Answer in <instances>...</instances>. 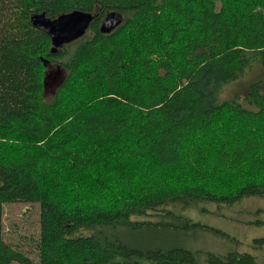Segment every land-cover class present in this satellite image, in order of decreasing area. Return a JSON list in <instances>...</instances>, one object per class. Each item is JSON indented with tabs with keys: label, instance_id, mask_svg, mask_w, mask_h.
I'll return each instance as SVG.
<instances>
[{
	"label": "trees",
	"instance_id": "trees-1",
	"mask_svg": "<svg viewBox=\"0 0 264 264\" xmlns=\"http://www.w3.org/2000/svg\"><path fill=\"white\" fill-rule=\"evenodd\" d=\"M75 10L90 29L52 53L32 16ZM45 62L66 74L51 101ZM252 197L264 198V0H0V264H257L186 241L229 237L186 211ZM15 203L39 205L34 256L5 231Z\"/></svg>",
	"mask_w": 264,
	"mask_h": 264
},
{
	"label": "rangeland",
	"instance_id": "rangeland-1",
	"mask_svg": "<svg viewBox=\"0 0 264 264\" xmlns=\"http://www.w3.org/2000/svg\"><path fill=\"white\" fill-rule=\"evenodd\" d=\"M45 65V98L51 101L66 74L58 66L48 62H45ZM248 79L227 88L222 98L226 99L236 92L242 95ZM185 214L195 222L220 230L229 236H221L212 231H199L186 239L191 248L216 254L248 252L256 257L257 264H264V246H254L255 239L264 238V198H246L231 207L212 203L199 204ZM39 219L38 204L15 203L4 207L3 223L7 235H10L13 241L23 244L29 256H34L35 242L39 238Z\"/></svg>",
	"mask_w": 264,
	"mask_h": 264
},
{
	"label": "water",
	"instance_id": "water-1",
	"mask_svg": "<svg viewBox=\"0 0 264 264\" xmlns=\"http://www.w3.org/2000/svg\"><path fill=\"white\" fill-rule=\"evenodd\" d=\"M93 19L94 16L92 14L75 10L62 14L55 19L46 17L45 13L35 14L32 16L31 22L33 26L41 28L50 37L52 41L51 52L56 53L60 47L85 36L90 29ZM119 22V15L115 12H110L103 19L100 31L109 34L116 28Z\"/></svg>",
	"mask_w": 264,
	"mask_h": 264
}]
</instances>
